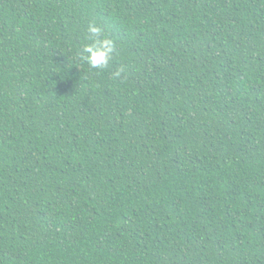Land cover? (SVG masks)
Here are the masks:
<instances>
[{"label":"trees","instance_id":"1","mask_svg":"<svg viewBox=\"0 0 264 264\" xmlns=\"http://www.w3.org/2000/svg\"><path fill=\"white\" fill-rule=\"evenodd\" d=\"M0 264H264V0H0Z\"/></svg>","mask_w":264,"mask_h":264},{"label":"clouds","instance_id":"2","mask_svg":"<svg viewBox=\"0 0 264 264\" xmlns=\"http://www.w3.org/2000/svg\"><path fill=\"white\" fill-rule=\"evenodd\" d=\"M88 32L93 39L91 44H87L83 48V52L87 53L84 59L91 67L101 68L108 63L114 49V42L107 37H103L101 27L94 23L88 25ZM115 75L119 76L120 71H117Z\"/></svg>","mask_w":264,"mask_h":264}]
</instances>
